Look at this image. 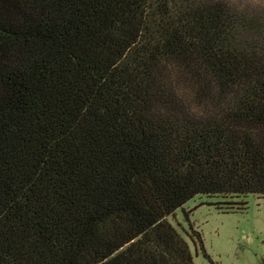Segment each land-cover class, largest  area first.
Here are the masks:
<instances>
[{"label":"trees","instance_id":"trees-1","mask_svg":"<svg viewBox=\"0 0 264 264\" xmlns=\"http://www.w3.org/2000/svg\"><path fill=\"white\" fill-rule=\"evenodd\" d=\"M197 194L264 195V0H0V264H194Z\"/></svg>","mask_w":264,"mask_h":264},{"label":"rangeland","instance_id":"rangeland-1","mask_svg":"<svg viewBox=\"0 0 264 264\" xmlns=\"http://www.w3.org/2000/svg\"><path fill=\"white\" fill-rule=\"evenodd\" d=\"M246 201L236 209L238 202ZM188 241L194 264H210L186 234L200 232L214 264H264V195L244 198L197 194L168 217Z\"/></svg>","mask_w":264,"mask_h":264}]
</instances>
